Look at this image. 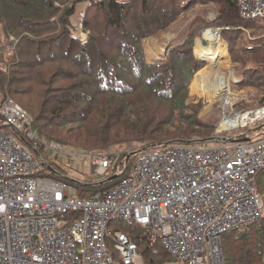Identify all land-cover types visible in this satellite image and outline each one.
<instances>
[{"label": "trees", "instance_id": "16d2710c", "mask_svg": "<svg viewBox=\"0 0 264 264\" xmlns=\"http://www.w3.org/2000/svg\"><path fill=\"white\" fill-rule=\"evenodd\" d=\"M195 5H213L215 18L207 23L196 16L181 43L168 46L162 58L148 60L144 41L168 32ZM76 10L77 0H0V104L13 101L12 93L26 102L31 99L23 106L31 110V116L26 113L33 131L78 154L130 150L120 154L113 149L116 153L101 181L82 177L72 187L52 179L65 184L74 197L89 199L129 176L141 154L138 147L152 151L216 135L219 122H200L196 107L187 103V83L201 70L193 54L199 31L194 25L219 27L228 45L239 42L237 49H230L241 77L234 87H251L254 95H261L252 102L264 106V19H241L237 0H103L84 11V40L72 36ZM246 30L250 35H243ZM252 127L224 137L231 135L237 143L264 138V119ZM135 143L140 145L131 149ZM92 147L97 149H87ZM38 151L47 161L38 177L58 175L52 160L56 157L43 147ZM117 167L118 179L104 189L107 183H102L116 174ZM253 185L259 191L264 188V170L253 178ZM77 217L78 213L64 215L68 221ZM109 229L136 244L142 264H173L161 243H149L141 228L119 223ZM106 242L113 249L110 239ZM112 254L117 260L115 251ZM222 254L224 264H263L264 216L224 234Z\"/></svg>", "mask_w": 264, "mask_h": 264}, {"label": "built area", "instance_id": "2783aa9c", "mask_svg": "<svg viewBox=\"0 0 264 264\" xmlns=\"http://www.w3.org/2000/svg\"><path fill=\"white\" fill-rule=\"evenodd\" d=\"M101 1L77 0L72 36L84 40V11ZM237 9L243 20L264 19V0H237ZM237 81L228 78L222 90L215 137L264 117V108L234 110L242 100L231 89ZM0 117V264H141L136 244L119 230L110 231L119 223L143 229L149 243L159 241L173 264H224L222 236L264 216L263 197L253 185L264 170V138L243 143L220 138L221 145L211 148L205 146L211 141L152 151L138 147L141 154L129 176L81 199L65 184L38 177L47 168L38 148L52 157L63 152L67 159L80 157L101 174L115 150L78 154L49 143L11 100L0 104ZM67 213L78 217L68 221Z\"/></svg>", "mask_w": 264, "mask_h": 264}, {"label": "rangeland", "instance_id": "374dc122", "mask_svg": "<svg viewBox=\"0 0 264 264\" xmlns=\"http://www.w3.org/2000/svg\"><path fill=\"white\" fill-rule=\"evenodd\" d=\"M185 8L187 7L186 6L183 7V10ZM214 9L215 7L213 5H209V8L208 7L201 8L198 5L192 6L189 8V10H187L185 17H182L180 19V22H178L168 32L162 34L160 37L149 38L145 40L144 44L146 46L145 53H146L147 59L152 60L155 58H158V59L162 58L161 54H165L164 51H166V49H164L163 51V48H167L173 43H176V44L181 43L182 40H184V36L185 38L187 37L185 34V31H187L189 24L191 23L193 19H195L196 16H200L201 18H204V19L206 18L207 23L211 22L215 18ZM72 21H73V18L71 19V22ZM194 28H196L197 30L199 29L198 35L195 36L193 40V54L197 58V60L200 61L199 59L200 57L197 55L196 50L201 46L202 44L201 42L204 41L203 35L206 32L210 30L215 31L217 40L212 42L214 43V45L216 43H221L222 45L224 44L223 45L224 51L218 58L206 59V60L202 58V60H204L205 62L200 61L201 65L198 69L201 68V70L198 73L196 71L195 74L189 79L187 83L188 85L187 103H191L198 110V113H197L198 120L200 122H208L210 119H213L215 120V123H218L219 120H221L220 108L224 100V95H222V90L226 88L227 83H228V78L229 80L231 79L232 76L238 78L237 83H239L241 80V77L239 76L240 73L237 72L238 63L232 62V59L230 56V49L232 47H235V49H237L239 46V42L237 41L235 43H230V45H228L227 38H225L224 35L221 33V30L219 27H215V26L205 27V26H200V25H194ZM244 32L245 33L243 35H250L248 30ZM158 50L162 51L160 52L161 54L160 53L157 54ZM201 74H203L201 76V80L203 82L201 86L199 87L197 86L196 90L193 91V89H191V84L195 80V78L197 76H200ZM219 76H222L221 79L223 78V80H221ZM190 80H192L191 83H190ZM223 82L226 83L225 87L221 85ZM202 86H203V89H202ZM231 89L235 91L238 97L242 98V100H240L239 103L235 104V107H234L235 111L248 110V109L257 110L259 108L257 107L258 100L256 102L254 101L252 102V99L253 100L258 99L261 95H254L255 90H253L251 87H243V86L234 87L233 85H231ZM10 96L13 99V101L17 103V105H19L25 112L29 113V115L31 116L30 114L31 110L29 111L28 108H25L23 106V105L29 106L28 104L31 103V99H28V101L26 102L25 101L26 99H24L23 97L19 98L13 93L10 94ZM261 108H264V106ZM261 108H259V110ZM263 119L264 117L260 119L258 122L262 121ZM256 123H253V124L251 123L249 127H251V129H254L252 125L254 126ZM215 134H216V131H215ZM224 135L225 134H220L218 138H224ZM209 139L210 138L205 139V140H209ZM205 140L199 139L198 137H193V139L190 142L196 143V142H201ZM139 145L140 144L135 143L133 144L131 149H134ZM220 145H221L220 141H215V142L211 141V142L205 143V146L208 148L219 147ZM87 149H97V148L92 147V148H87ZM112 149H115L118 152L120 150V154H122L123 152H130L128 147L118 148V149L112 148ZM63 153L57 154V157L52 159L54 162L55 168L57 169V171H59V174L52 175L50 177L47 176V178L49 179L51 178V180L54 179L56 181L66 182L68 186H72V187H76L80 182L79 181L71 182L69 180L62 178L60 175H63V177L64 176L67 178L71 177L74 180H81V181H82V177H87L88 181H91V182H98L104 179V176L102 174L97 173V171L94 172L95 170H93L89 162H88V165L86 166L82 158L74 157V158L67 159L63 155ZM81 153H85V152H81ZM105 185L106 186L104 187V189H106L110 185V183H107ZM66 191L69 194H71L68 187H66ZM259 193L262 195L263 200H264V188H262V190H260ZM140 233L144 235L145 231L142 229ZM109 250L110 252L114 253L113 249L109 248ZM262 263L264 264V257L262 258Z\"/></svg>", "mask_w": 264, "mask_h": 264}, {"label": "bare ground", "instance_id": "6f19581e", "mask_svg": "<svg viewBox=\"0 0 264 264\" xmlns=\"http://www.w3.org/2000/svg\"><path fill=\"white\" fill-rule=\"evenodd\" d=\"M203 40L207 43V45L206 46H203L202 44H201V46L196 50V52H197V55L200 57H198L199 59H200V61H202V62H205L204 60H202V58H204L205 60L206 59H213V58H218L221 54H222V52L224 51V48H223V45L221 44V43H216L215 45H214V43H212L213 41H216L217 40V37H216V33H215V31H213V30H210V31H208V32H206L204 35H203ZM213 63V62H212ZM203 74H201L200 76H197L196 78H195V80L192 82V84H191V89H193V91H195L196 90V88H197V86L199 87V86H201V84H202V80H201V76H202ZM220 77V79H221V77L222 76H219ZM221 80H223V78L221 79ZM220 80V81H221ZM192 81V80H191ZM191 83V82H190ZM226 83H222L221 85H223L224 87L226 86L225 85ZM222 86V87H223ZM220 87V86H219ZM202 89H203V86H202ZM201 89V90H202ZM200 90V91H201ZM202 92V91H201Z\"/></svg>", "mask_w": 264, "mask_h": 264}, {"label": "water", "instance_id": "95a60500", "mask_svg": "<svg viewBox=\"0 0 264 264\" xmlns=\"http://www.w3.org/2000/svg\"><path fill=\"white\" fill-rule=\"evenodd\" d=\"M202 43V45L203 46H206V42L205 41H202L201 42ZM223 141H229V142H235L234 141V139H228V137H226V138H221ZM220 138H218V137H212V138H210L209 140H205V141H219V140H221ZM250 139L248 138H246V139H244L243 141L244 142H248ZM174 144H176L175 142H173ZM67 180H69V181H71V182H76L75 180H73V179H71V178H67V177H65ZM115 178H117V175H114L113 177H111L109 180H106L105 182H103L102 184H105V183H108V182H110V181H112V180H114Z\"/></svg>", "mask_w": 264, "mask_h": 264}, {"label": "crops", "instance_id": "0c3cea01", "mask_svg": "<svg viewBox=\"0 0 264 264\" xmlns=\"http://www.w3.org/2000/svg\"><path fill=\"white\" fill-rule=\"evenodd\" d=\"M165 47H166V46H165ZM164 49H166V48H163V51H164ZM145 51H146V46H145ZM160 52H162V51H159V50H158V51H157V54L160 53ZM145 54H146V53H145ZM160 54H161V53H160ZM161 55H162V54H161ZM146 57H147V56H146ZM155 59H158V58H155Z\"/></svg>", "mask_w": 264, "mask_h": 264}]
</instances>
